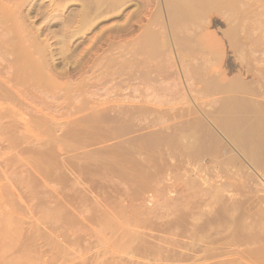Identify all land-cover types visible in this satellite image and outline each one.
<instances>
[{
    "label": "rangeland",
    "instance_id": "obj_1",
    "mask_svg": "<svg viewBox=\"0 0 264 264\" xmlns=\"http://www.w3.org/2000/svg\"><path fill=\"white\" fill-rule=\"evenodd\" d=\"M56 1L58 7L55 8L58 10L60 7L59 11H61L63 5L61 1ZM263 1L217 0L196 18L187 17V19L182 15H177L176 18V14H171L167 0H120V4L119 0H112V7L96 19L92 29L88 30L90 33L87 31V38L84 39L79 35L72 40L75 44L69 50L75 51L73 54L76 57L85 56L78 59L81 60L80 63L86 59L80 66L78 57L71 56L73 54L70 51V57H73L72 59L75 57L77 63L71 59L68 61L69 58L65 57L68 54L64 56L60 53V45L56 43V38L61 32L62 24L56 22L51 24L52 26L48 25L46 16H43V13L40 15L39 12L37 14L42 6L47 8L49 0L24 1L25 4H21L20 10H23V13L27 12L35 3V8L30 11L29 22L32 18L30 23L34 27L41 28L42 38L49 36L52 42L49 48H53L54 54L51 56L52 52H49L48 48L47 56H50L46 59L50 64L57 63V70L69 69L68 74L59 75L61 77H58V80L62 82L69 80L70 83L72 82L71 86L74 84V87H77L67 89L53 84L55 90L54 87L50 90V86L46 84L49 83L48 80L40 77L39 73V78L35 72L23 74L24 78H22V73L17 71L16 77H18L15 82H20L16 84V90L11 92L13 98L5 97L4 92L0 93V120L3 115L10 114L11 111L17 114L16 118L20 115V118L30 123L26 121L25 127V123L20 125L22 130L18 127L13 128L16 131L0 127V130L5 131H0V168L2 167V170L0 169V264H206L211 262L258 264L259 250L255 248V251L253 248L264 242V6H262L264 4H261L264 3ZM181 16L184 20L179 22L178 17ZM117 24L129 26L130 29L127 27L126 32L114 30L113 26ZM138 26H142V29ZM174 28L175 35H172ZM176 32L182 37L179 36V42H185L179 44ZM103 33L104 36L108 35V38H112H105L102 36ZM198 33H202L201 37ZM1 36L4 37L5 34H0L2 41ZM143 36L146 39L142 38ZM81 38L83 39L79 40ZM109 40H113L118 49ZM137 41L141 49L139 47L136 49ZM103 42L113 44L114 47L111 46L110 49L115 54H112L111 50H105L107 43ZM0 43V53L3 52L0 54V61L4 63L10 54L3 41ZM33 43H29L32 52L35 44ZM77 43L78 47L75 46ZM144 45L146 48L143 47ZM74 46L77 49H74ZM157 48L160 53L157 52ZM130 51L135 54L132 56L133 52ZM163 51H166L164 55ZM80 52L82 55H79ZM108 52L115 57L112 58L113 61L111 59L113 63L109 64L111 67H107L108 72L102 70L104 76L102 72L99 73L101 64L98 60H102L100 62L103 63L104 59H100V56ZM122 53L126 57H123ZM4 54H7L6 59ZM92 59L98 61L99 68L93 65ZM69 62L78 66V68L76 65L73 66L76 69H73V73L71 72L73 67ZM134 62H137V66ZM69 66L72 68L70 69ZM4 70L3 76L7 77L13 73L14 67L8 65ZM76 82L81 83V87ZM0 85L4 86L1 82ZM41 85H44L45 89L44 86L40 87ZM36 86H39V90ZM206 87H209V90ZM37 93L40 96L42 94V97L46 96L42 99ZM141 95L144 97L142 98ZM90 97L97 100L112 98L115 99L114 102H123L127 106H124V109L130 110L132 114L128 111L127 114L120 112L121 108H117V111L114 109L106 114L111 118L104 119L105 125L97 126L93 123V119L90 120L93 118L87 107L90 103L85 101ZM28 99L34 100L30 101L32 106L25 101ZM11 106H15V111ZM77 106L80 111L77 110ZM44 116L58 118L57 120L62 123L56 124L58 128L55 124L50 126L47 123L46 126L43 122L38 123L42 119L45 120ZM198 117L200 121L198 119L195 124ZM202 119L204 121L201 124ZM132 122L135 123L132 125ZM103 126L113 133L116 131L113 139L101 140L106 130ZM205 128H208V131ZM89 130L91 132H88ZM195 131H199L201 137L199 132L195 133ZM197 135L198 137H194ZM52 136L54 139H51ZM95 136L100 140H96ZM15 137L17 140L14 139ZM48 137H50L48 143L53 144L52 148L56 156L45 150L48 145H52L46 143ZM152 139H156V142L153 140V143ZM44 140L46 141L43 143ZM90 140L94 143H90ZM94 140L98 143L96 144ZM123 140L124 142L129 140L130 143H127L129 146L135 142L133 146L135 145L136 148L133 146L129 148L134 151L131 152L135 154L133 158L122 160V154L120 153V156L116 154L117 151H129L128 145L122 142ZM114 142L115 145H112ZM167 142L169 143L166 144ZM114 146L117 151L111 150ZM147 147L150 148L146 149ZM139 149L146 150L139 152ZM130 151L128 156L132 157ZM141 152L147 153L143 156ZM152 154L154 157L151 156ZM148 158L152 160L147 161ZM127 160H130V163ZM123 161L128 163V166L123 165L125 163ZM133 161L138 162L135 163L137 168L143 166L139 168V172L135 170V165L131 164ZM151 163H156L157 166ZM144 166L149 167L148 170ZM142 183L146 184L145 187ZM250 227L253 228L252 230L255 228L258 231L263 230V234L260 231V234H257L256 229L254 231L257 233L252 231V234L251 229H247L248 234H246L245 228ZM234 230V233L238 234L237 239L234 237L236 236ZM241 231L243 235L246 234L242 235V238H240ZM239 235L240 239H238ZM248 235L256 239H251ZM258 235H262L261 240L257 238ZM147 238H152L153 244L173 250V253L156 248L146 249L145 242L149 240ZM263 246L260 247L264 253Z\"/></svg>",
    "mask_w": 264,
    "mask_h": 264
},
{
    "label": "bare ground",
    "instance_id": "obj_2",
    "mask_svg": "<svg viewBox=\"0 0 264 264\" xmlns=\"http://www.w3.org/2000/svg\"><path fill=\"white\" fill-rule=\"evenodd\" d=\"M24 1H26V0H16V1H11L10 2V0L8 1V0H0V34L1 33H3V35L5 34V36L4 37H2L1 36V39H2V41H3V44L4 45H6L7 46V48L8 49H6V50H8V54H10L9 56H7V54H4L5 55V59H6V56L8 57L7 58V60H6V62H4V63H2L1 61V64H0V82H1V84L3 83L4 84V86L3 85H0V93H2V92H4L5 93V97H12L13 98V96H11L12 95V91H15L16 90V88H17V86H16V84L18 83V82H20V81H16L15 82V79L18 77H16V72L18 71V73L20 72V73H22V78H24L23 76V74H28V73H32V74H34L33 72H35V74H37L38 75V73L40 74V77L42 76V78L44 79V80H48L47 82H49V83H46V84H48V86H50V90H52L51 88H53L54 86H52L53 84L54 85H56L57 87H67V89L69 88H73L74 87V84H73V86H71V83L69 82V80L68 81H64V82H62V81H60V80H58V77H61V76H59V75H63V73H65L66 75L68 74L67 73V70H69V69H65V71H64V69L62 70V71H60L59 69V71L57 70V68L58 67H56V64L53 62V63H51L50 64V62L47 60L48 58V56H50V55H48L47 56V51L51 48V44H52V42L49 40L50 38H49V36H46V37H48V38H42V33L43 32H41V28H37V27H34L33 26V24H31L30 22H32L31 21V19H30V22H29V18H30V11L31 10H33L34 8H35V3H33L32 5L33 6H31V8L29 7L28 8V10H27V12H22L23 10H20V9H22L21 8V4H25L24 3ZM27 1H30V0H27ZM32 1V0H31ZM59 1H61V4L63 5L61 8H63L61 11H59V8H58V10H57V8H55V6H57L58 7V5H56L55 3L57 2L56 0H49V3H48V6H47V8H43V6L41 7V9H40V7H39V11H37V14H38V12H39V14L41 15L42 13H43V16H46V19H48V22H47V20H46V22H47V24L48 25H51V24H53V23H56V22H60L62 25H61V32L59 33V34H57V38H56V43L57 44H59L60 45V53H62V55H66V54H68V55H66L65 57L66 58H69V60L68 61H70V59H71V61H73L74 60V62H75V57H76V55H74L73 53L75 52L74 50V52H72V51H70L71 49H70V47L72 46V45H74L73 44V42H72V40L76 37V36H78L79 37V35H81L82 37H84V39H86L87 38V31L91 28V27H93V25L95 24V22L97 21L96 19L97 18H99V16H101L104 12H106V11H108L111 7H112V0H81V1H79L78 0V2L77 1H75V0H58V2ZM115 1V0H114ZM168 1V6H169V8H170V12H172L171 14H176V18H177V15L179 16V15H182V16H185V18H187V17H190V18H196V16L197 15H200L201 14V12L203 13L204 12V10L208 7V6H210V5H212V3L213 2H215V1H217V0H167ZM222 1V0H221ZM223 1H225V0H223ZM227 1V0H226ZM229 2L231 1V0H228ZM68 2H70V4L68 3ZM132 2V1H131ZM228 2V3H229ZM262 2V1H261ZM264 2V1H263ZM32 3V2H31ZM43 3V2H42ZM124 3V2H123ZM28 4V3H27ZM55 4V5H54ZM65 4V5H64ZM119 4H120V0H119ZM230 4V3H229ZM261 4H264V3H261ZM261 4H260V6H261ZM68 5V6H67ZM122 5V4H121ZM46 6V5H45ZM66 6H67V8H66ZM72 6V7H71ZM262 6H264V5H262ZM66 9H65V8ZM71 7V8H70ZM137 7V6H136ZM254 8V7H253ZM135 9V8H134ZM264 9V8H263ZM69 10V11H68ZM252 10V9H251ZM250 10V11H251ZM254 10V9H253ZM257 10V9H256ZM255 10V11H256ZM262 10V9H261ZM25 11V10H24ZM58 11V12H57ZM68 11V12H67ZM137 11V10H136ZM41 12V13H40ZM254 13V12H253ZM170 14V13H169ZM257 14V13H256ZM163 15V14H162ZM32 16V15H31ZM42 16V17H43ZM182 16H181V18H179L178 17V20H179V22L181 21V20H184L183 18H182ZM188 19V18H187ZM192 19V20H193ZM240 19H241V17H240ZM59 20V21H58ZM173 20V19H172ZM177 20V19H176ZM189 20H191V19H189ZM169 21H171V20H169ZM188 21V20H187ZM241 21V20H240ZM240 21H238V22H240ZM190 22V21H189ZM137 23V22H136ZM174 23V22H173ZM97 24V23H96ZM116 24V23H115ZM120 24V23H119ZM175 25H176V23H174ZM173 24V25H174ZM182 24V23H181ZM47 25V27H50V26H48ZM256 25V24H255ZM262 25V24H261ZM52 26V25H51ZM143 26V25H142ZM141 26V27H142ZM170 26V25H169ZM257 26V25H256ZM45 27V26H44ZM114 27V30H125L124 32H126V29H127V27L129 28V26H118V24H117V26L115 25V26H113ZM131 27V26H130ZM139 27V26H138ZM141 27H139V28H141ZM258 28V27H257ZM261 28V27H260ZM57 29V28H56ZM92 29V28H91ZM130 29V28H129ZM142 29V28H141ZM42 30H43V28H42ZM111 30H112V27H111ZM128 30V29H127ZM155 30V29H154ZM54 31V30H53ZM57 31V30H56ZM58 31H59V29H58ZM108 31H110V30H108ZM175 31V28H174V30L172 31V35L174 34L173 32ZM198 31V30H197ZM45 32H47V31H45ZM89 32V31H88ZM94 32V31H93ZM123 32V31H122ZM137 32V31H136ZM189 32V31H188ZM205 32V31H204ZM203 32V33H204ZM52 33V32H51ZM90 33V32H89ZM98 33V32H97ZM96 33V34H97ZM168 33V32H167ZM197 33V32H196ZM53 34H54V32H53ZM104 34L105 33H103V35L102 34H99L100 36L102 35V36H104ZM143 35H145V33H142ZM148 34V33H147ZM165 34V33H164ZM179 34V33H178ZM177 34V32H176V35H178ZM198 34H200V33H198ZM202 34V33H201ZM201 34L199 35L200 37H201ZM205 34H207L206 32H205ZM46 35H47V33H46ZM50 35V34H49ZM92 35H94V34H92ZM124 35V34H123ZM154 35V34H153ZM175 35V34H174ZM240 35V34H239ZM257 35V34H256ZM258 35H260V34H258ZM55 36H56V34H55ZM108 36V35H107ZM107 36H104L105 38L107 37ZM140 36H142V35H140ZM146 36V35H145ZM162 36V35H161ZM179 36L180 35H178L177 36V38H178V42H179ZM206 36V35H205ZM244 36V35H243ZM250 36V35H249ZM52 37V36H51ZM120 37V36H119ZM134 37V36H133ZM149 37V36H148ZM152 37V36H151ZM173 37V36H172ZM176 37V36H175ZM181 37V36H180ZM194 37V36H193ZM196 37V36H195ZM255 37V36H254ZM260 37V36H259ZM77 38V37H76ZM75 38V39H76ZM90 38V37H89ZM92 38V37H91ZM105 38H103L104 40H105ZM110 38V37H109ZM108 37H107V39H109ZM112 38V37H111ZM110 38V39H111ZM124 38V37H123ZM138 38V37H137ZM142 38H144V36L142 37ZM155 38V37H154ZM157 38V37H156ZM182 38V37H181ZM199 38V37H198ZM245 38V37H244ZM243 38V39H244ZM253 38V37H252ZM83 38H81V39H79V40H82ZM95 39H96V37H95ZM119 39V38H118ZM131 39V38H130ZM144 39H146V38H144ZM152 39V38H151ZM186 39V38H185ZM242 39V40H243ZM255 39H257V38H255ZM94 40V39H93ZM97 40V39H96ZM103 40V41H104ZM133 40V39H132ZM135 40V39H134ZM136 40H138L139 41V39H136ZM135 40V41H136ZM141 40H143V39H141ZM150 40V39H149ZM249 39H247V41H248ZM1 40H0V42H2ZM30 41V42H29ZM75 41V40H74ZM78 41V40H77ZM111 41H113V40H111ZM110 40H109V42L110 43H114V41L113 42H111ZM118 41V40H117ZM138 41L137 42H135V43H137V47H136V49L139 47L138 46ZM145 41V40H144ZM153 41V40H152ZM162 41H165V40H163L162 39ZM168 41V40H167ZM200 41V40H199ZM253 41H254V39H253ZM259 41V40H258ZM31 42L34 44V47L36 48V49H34V47H33V52H32V47H31V45H29V43L31 44ZM82 42H84V41H82ZM90 42H92V41H90ZM109 42H103V43H105L106 44V47H104L105 48V50H111L110 49V47L113 45V44H111L110 45V43ZM147 42V41H146ZM151 42V41H150ZM149 42V43H150ZM155 42V41H154ZM182 42V41H181ZM183 42H185V41H183ZM182 42V43H183ZM187 42V41H186ZM252 42V41H251ZM255 42H256V40H255ZM141 43V42H140ZM145 43V42H144ZM153 43V42H152ZM157 43H159V42H157ZM165 43V42H164ZM182 43H180L179 42V44H182ZM262 43V42H261ZM1 44V43H0ZM32 44V45H33ZM79 44H80V42H79ZM78 43L75 45V46H77L78 47V45H79ZM100 44V43H99ZM118 44V43H117ZM124 44V43H123ZM128 44V43H127ZM131 44H134V43H131ZM141 44H143V41H142V43ZM140 44V45H141ZM146 44V43H145ZM160 44V43H159ZM248 44V43H247ZM251 44V43H250ZM93 45V44H92ZM114 45H115V47L117 46L115 43H114ZM122 45V44H121ZM124 45H126V44H124ZM123 45V46H124ZM136 45V44H135ZM147 45H149V44H147ZM162 45V44H161ZM168 45V44H167ZM166 45V46H167ZM186 45H187V43H186ZM254 45H255V43H254ZM259 45V44H258ZM264 45V44H263ZM2 47H4L5 48V46H3V45H1ZM29 46H30V48H29ZM75 46H74V49H77V48H75ZM101 46V45H100ZM129 46H130V42H129ZM142 46V45H141ZM165 46V47H166ZM176 46H177V44H176ZM253 46V45H252ZM257 46V45H256ZM50 47V48H49ZM112 47H114V46H112ZM111 47V48H112ZM118 47H119V44H118ZM143 47H145V45L143 46ZM151 47V46H150ZM153 47V46H152ZM151 47V48H152ZM183 47V46H182ZM188 47H190V45L188 46ZM261 47H263V46H261ZM1 48V47H0ZM49 48V49H48ZM117 48V47H116ZM123 48V47H122ZM127 48V47H126ZM129 48V47H128ZM132 48V47H131ZM140 48V47H139ZM146 48V47H145ZM150 48V49H151ZM160 48V47H159ZM184 48V47H183ZM187 48V47H186ZM70 49V50H69ZM118 49V48H117ZM134 49V48H133ZM132 49V50H133ZM141 49V48H140ZM140 49H138V50H140ZM148 49V48H147ZM156 49V48H155ZM158 49V48H157ZM163 49V48H162ZM181 49V48H180ZM185 49V48H184ZM190 49H191V47H190ZM261 49H263V48H261ZM37 50V51H36ZM67 50H68V53H67ZM82 50V49H81ZM113 50H114V48H113ZM119 50H121V49H119ZM126 50V49H125ZM129 50H130V48H129ZM128 49H127V52L129 51ZM153 50V49H152ZM165 50H167V47H166V49ZM170 50V49H169ZM264 50V49H263ZM1 51V50H0ZM55 51V50H54ZM59 51V50H58ZM69 51L73 54V55H71L70 53H69ZM112 51V50H111ZM124 51V50H123ZM134 51V50H133ZM133 51H130V52H133ZM136 52H137V50H135ZM134 51V52H135ZM141 51V50H140ZM160 50L158 49L157 50V52H159ZM37 52V54H35ZM49 52H52V54H51V56L54 54L53 53V48L52 49H50L49 50ZM82 52H84V51H82ZM132 53V56H133V54H135V53ZM143 52V51H142ZM3 53V52H2ZM2 53H0V54H2ZM5 53V52H4ZM65 53V54H64ZM77 53V52H76ZM81 53V52H80ZM79 53V55H82V53L80 54ZM118 53V52H117ZM125 53H126V51H125ZM152 53V52H151ZM160 53V52H159ZM163 53H166V51H163L162 52V54ZM103 55L102 56H100V59H104L103 61L105 62H103L105 65L102 67V62H100V61H102V60H98V58H97V60L99 61V63L101 64V67H100V69H98L99 68V66L100 65H97V63H98V61L96 60V62H95V59L93 60L94 61V63H93V65H96V66H98V70H99V73L100 72H102V70L104 71V72H108V68L109 67H111L109 64H111L112 63V61H113V57H115V56H113V55H111V53H107V54H105V53H102ZM112 54H115L114 53V51H112ZM156 54H158V53H156ZM168 54V53H167ZM4 55H2V56H4ZM61 55V56H62ZM70 55L71 56H75L74 57V59H72L73 57H70ZM101 55V54H100ZM118 55H120V54H118ZM122 55H124L123 53H122ZM126 55H127V53H126ZM126 55H124L123 57H126ZM131 55V54H130ZM164 55V54H163ZM96 57H99V55L97 56V55H95ZM153 56V55H152ZM155 56V55H154ZM171 56V55H170ZM180 56V55H179ZM65 57H63V58H65ZM78 57V56H77ZM76 57V58H77ZM90 57V56H89ZM95 57V58H96ZM102 57V58H101ZM120 57V56H119ZM130 57V56H129ZM142 57V56H141ZM47 58V59H46ZM52 58V57H51ZM80 58V56L77 58V60ZM82 58H85V56L83 57V55H82ZM82 58H80V59H82ZM107 58V59H106ZM169 58V57H168ZM179 58V57H178ZM5 59H2V60H5ZM111 59H112V61H111ZM120 59V58H119ZM123 59H125L126 60V58H123ZM149 59V58H148ZM45 60H47V61H45ZM50 60V59H49ZM76 60V61H77ZM85 60L86 59H84V61L83 62H85ZM106 60V61H105ZM128 60H130V59H128ZM173 60V59H172ZM65 61V60H64ZM67 61V60H66ZM67 61V62H68ZM88 61V60H87ZM86 61V62H87ZM170 61V60H169ZM47 62H49V64L47 63ZM58 62V61H57ZM78 62L80 63L81 62V60H78ZM82 62V63H83ZM129 62V61H128ZM139 62V61H138ZM142 62V61H141ZM145 62V61H144ZM148 62V61H147ZM70 63V62H69ZM72 63V62H71ZM70 63V64H71ZM75 63H77V62H75ZM78 63V65L80 66L82 63H80L79 64ZM125 63H127V62H125ZM124 63V64H125ZM135 63V62H134ZM133 63V64H134ZM137 63V62H136ZM135 63V64H136ZM140 63V62H139ZM151 63V62H150ZM68 64V63H67ZM113 64V63H112ZM117 64V63H116ZM122 64V63H121ZM129 64H130V62H129ZM148 64V63H147ZM8 65H12V67H14V71H13V73H11V75L9 76H7L6 77V75L5 76H3V70H4V68L7 66L8 67ZM76 64H74L73 63V65L71 64L70 66H75ZM92 65V66H93ZM140 65H142V64H140ZM139 65V66H140ZM144 65V64H143ZM63 66V65H62ZM65 66V65H64ZM70 66H69V68H70ZM96 66H93V67H96ZM109 66V67H108ZM127 66H128V64H127ZM135 66V65H134ZM136 66H137V64H136ZM148 66V65H147ZM71 67V68H72ZM87 67V66H86ZM85 67V68H86ZM108 67V68H107ZM124 67V66H123ZM130 67V66H129ZM144 67V66H143ZM151 67V66H150ZM11 68V67H10ZM67 68V67H66ZM70 68V69H71ZM76 68H78V66L76 65ZM125 68V67H124ZM140 68H141V66H140ZM139 68V69H140ZM6 69H8V68H6ZM73 69H75V67H73L72 69H71V72L73 71ZM95 70H96V68H94ZM122 69V68H121ZM143 69V68H142ZM152 69V68H151ZM150 69V70H151ZM20 70V71H19ZM76 70V69H75ZM74 70V71H75ZM106 70V71H105ZM111 70V69H110ZM109 70V71H110ZM126 70H128V69H126ZM133 70V69H132ZM138 69L136 68V71H137ZM5 71V70H4ZM8 71V70H7ZM7 71H5V72H7ZM87 71V70H86ZM23 72H25V73H23ZM138 72V71H137ZM10 73V72H9ZM73 73V72H72ZM71 73V74H72ZM84 73V72H83ZM94 73V72H93ZM103 73V72H102ZM112 72H110V74H111ZM146 73H147V71H146ZM158 73V72H157ZM70 74V73H69ZM107 74V73H106ZM109 74V73H108ZM123 74H125V73H123ZM122 74V75H123ZM140 74V72L138 73V75ZM19 75V74H18ZM30 75V74H29ZM94 75V74H93ZM103 75H104V73H103ZM114 75V74H113ZM144 75V74H143ZM148 75V74H147ZM159 75V74H158ZM28 76V75H27ZM65 76V75H64ZM63 76V77H64ZM70 76V75H69ZM98 76V75H97ZM105 76V75H104ZM107 76V75H106ZM130 76H131V74H130ZM142 76V75H141ZM150 76H151V73H150ZM157 76V75H156ZM160 76V75H159ZM21 76H19V78H20ZM25 77H26V75H25ZM34 77V76H33ZM38 78H39V75L37 76ZM71 77V76H70ZM108 77V76H107ZM126 77V76H125ZM153 77V76H152ZM154 77H155V75H154ZM35 78V77H34ZM42 78H41V80H42ZM72 78V77H71ZM86 78V77H85ZM90 78V77H89ZM95 78V77H94ZM114 78V77H113ZM137 78V77H136ZM143 78H144V76H143ZM150 78V77H149ZM240 78V77H239ZM238 78V79H239ZM36 79V78H35ZM64 79V78H63ZM66 79V78H65ZM68 79H70V78H68ZM74 79V78H73ZM72 79V80H73ZM116 79V78H115ZM126 79V78H125ZM138 79V78H137ZM141 79V78H140ZM139 79V80H140ZM237 79V78H236ZM235 79V80H236ZM26 80H27V78H26ZM72 80H70V81H72ZM91 80H92V78H91ZM96 81H98L97 79H95ZM154 80V79H153ZM14 81V82H13ZM33 81H34V79H33ZM39 81V80H38ZM75 81V80H74ZM122 81H124V79L122 80ZM128 81V80H127ZM148 81V80H147ZM239 81V80H238ZM243 81V80H242ZM40 82V81H39ZM38 82V83H39ZM42 82V81H41ZM101 82V81H100ZM108 82H110V81H108ZM107 82V83H108ZM115 82V81H114ZM113 82V83H114ZM130 82V81H129ZM128 82V83H129ZM142 82V81H141ZM230 82V81H229ZM229 82H227V83H229ZM33 83V82H32ZM34 83H35V81H34ZM45 83V82H44ZM70 83V84H69ZM75 83V82H74ZM77 83V82H76ZM107 83L105 84L106 86H107ZM135 83V82H134ZM147 83V82H146ZM154 83V82H153ZM29 84V83H28ZM31 84V83H30ZM37 84V83H36ZM41 84V83H40ZM46 84H45V86H46ZM80 84V87H81V83H77V85H79ZM97 84V83H96ZM109 84V83H108ZM119 84V83H118ZM125 84V83H124ZM144 84V83H143ZM147 84H149V83H147ZM20 85V84H19ZM103 85V84H102ZM110 85V84H109ZM116 85V84H115ZM114 85V86H115ZM132 85V84H131ZM130 85V86H131ZM231 85H232V83H231ZM3 86V87H2ZM42 86H44V85H41L40 87H42ZM45 86L43 87L44 89H45ZM69 86H71V87H69ZM89 86H91V85H89ZM112 86V85H111ZM147 86V85H146ZM151 86V85H150ZM154 86H155V84H154ZM220 86V85H219ZM37 88L39 87V86H36ZM47 87V86H46ZM77 87V86H76ZM76 87H74L73 89H75ZM83 87V86H82ZM102 87V86H101ZM133 87V86H132ZM140 87V86H139ZM138 87V88H139ZM212 87V86H211ZM214 87V86H213ZM220 87H222V86H220ZM229 87V86H228ZM227 87V88H228ZM233 89L235 88V87H233V85L231 86ZM20 88V87H19ZM30 88H31V86H30ZM32 88H33V86H32ZM48 88V87H47ZM46 88V89H47ZM87 88V87H86ZM110 88V87H109ZM136 88V87H135ZM150 88V87H149ZM207 88V87H206ZM209 88V87H208ZM207 88V89H208ZM217 88V87H216ZM226 88V87H225ZM237 88V87H236ZM23 89H24V87H23ZM42 89V88H41ZM64 89V88H63ZM66 89V88H65ZM78 89V88H77ZM97 89V88H96ZM111 89V88H110ZM117 89V88H116ZM120 89V88H119ZM137 89V88H136ZM146 89H148V88H146ZM153 89V88H152ZM206 89V90H207ZM210 89H212V88H210ZM242 89H244V88H242ZM241 89V90H242ZM38 90H39V88H38ZM43 90V89H42ZM48 90H49V88H48ZM54 90H55V87H54ZM53 90V91H54ZM59 90V89H58ZM72 90V89H71ZM98 90V89H97ZM106 90V89H105ZM108 90V89H107ZM112 90H113V88H112ZM115 90V89H114ZM128 90H129V88H128ZM155 90V89H154ZM209 90V89H208ZM215 90V89H214ZM241 90H239V91H241ZM245 90V89H244ZM243 90V91H244ZM22 91H24V90H22ZM68 91H70V90H68ZM68 91H66V92H68ZM75 91V90H74ZM92 91H93V89H92ZM96 91V90H95ZM123 91V90H122ZM133 91V90H132ZM139 91H141V90H139ZM152 91V90H151ZM234 91H236V90H234ZM250 91V90H249ZM33 92V91H32ZM51 92V91H50ZM91 92V91H90ZM108 92H109V90H108ZM147 92V91H146ZM153 92V91H152ZM242 92V91H241ZM245 92V91H244ZM44 93V92H43ZM96 93V92H95ZM98 93V92H97ZM113 93H116V92H114L113 91ZM124 93H125V90H124ZM128 93V92H127ZM145 93V92H144ZM143 93V94H144ZM150 93V92H149ZM243 93V92H242ZM3 94V93H2ZM38 94V93H37ZM73 94V93H72ZM99 94H101V93H99ZM108 94V93H107ZM106 94V95H107ZM117 94V93H116ZM134 94H136V93H134ZM153 94V93H152ZM236 94V93H235ZM16 95V94H15ZM19 95V94H18ZM26 95V94H25ZM39 96H40V94H38ZM49 95V94H48ZM76 95V94H75ZM102 95V94H101ZM105 95V96H106ZM140 95V94H139ZM37 96V95H36ZM44 96H46V95H44ZM42 97V94H41V98L43 99V98H45V97ZM55 96V95H54ZM68 96V95H67ZM91 96H93V95H91ZM104 96V97H105ZM115 96V95H114ZM118 97H119V95H117ZM129 96V95H128ZM132 96V95H131ZM142 96V95H141ZM146 96V95H145ZM234 96V95H233ZM237 96V95H236ZM236 96H234V97H236ZM85 97V96H84ZM93 97H98V95L97 96H93ZM93 97H90V98H86V100L85 101H87L88 103H90L87 107L90 109V113L89 114H91V117H93V118H90V120L91 119H93L94 120V122L93 123H95V125H97V126H101L102 124H104L105 125V123H106V120H104V119H106L107 117H108V119H110L111 117H109L108 115H106L109 111H111L112 112V110H114V109H116V111H117V108L118 109H120L121 108V110H119L120 112H126V111H128V110H125L124 108L125 107H127V106H125L124 104H123V102H119V101H116V102H114L115 101V99H113L112 100V98L110 99V98H107V99H104V100H97L96 98H93ZM104 97H102V98H104ZM113 97V96H112ZM121 97H125V96H121ZM138 97V96H137ZM144 96H142V98H143ZM233 97V98H234ZM16 98V97H15ZM23 98V97H22ZM38 98V97H37ZM69 98V97H68ZM74 98V97H73ZM101 98V97H100ZM106 98V97H105ZM127 98V97H126ZM21 99V98H20ZM27 99V98H26ZM31 99H32V97H31ZM25 100V101H27L28 103H30V104H28V105H30V106H32V103L30 102V101H32V100ZM48 99V98H47ZM70 99V98H69ZM69 99H68V101H69ZM118 99V98H117ZM122 99V98H121ZM138 99V98H137ZM14 100V99H13ZM24 100V99H23ZM22 100V101H23ZM72 100V99H71ZM120 100V99H119ZM129 100V99H128ZM134 100V99H133ZM136 100V99H135ZM134 100V101H135ZM146 100V99H145ZM231 100H232V98H231ZM18 101V100H17ZM34 101V100H33ZM32 101V102H33ZM75 101V100H74ZM84 101V100H83ZM16 102V101H15ZM21 102V101H20ZM27 102H26V104H27ZM86 102V103H87ZM146 102H147V100H146ZM148 102H149V100H148ZM1 103V102H0ZM74 103V102H73ZM78 103V102H77ZM230 103H231V101H230ZM12 104V103H11ZM10 104V105H11ZM38 104V103H37ZM36 103H35V105H37ZM65 104V103H64ZM70 104V103H69ZM69 104H67V105H69ZM80 104V103H79ZM228 104V103H227ZM249 104H251V103H249ZM1 105H3V104H1ZM13 105V104H12ZM15 105V104H14ZM60 105V104H59ZM66 105V106H67ZM144 105V104H143ZM248 105V104H247ZM33 106H34V103H33ZM63 106V105H62ZM125 106V107H124ZM132 106V105H131ZM226 106V105H225ZM232 106V105H231ZM38 107V106H37ZM74 107V106H73ZM76 107V106H75ZM79 106H77V110L79 109V111H80V108H78ZM84 107V106H83ZM123 107V108H122ZM128 107H129V105H128ZM227 107V106H226ZM237 107H239V106H237ZM245 107V106H244ZM243 107V108H244ZM5 108V107H4ZM7 109H8V107H6ZM11 108H12V110H14L15 109V106L13 107V106H11ZM30 108H32V107H30ZM67 108V107H66ZM86 108V107H85ZM133 108V107H132ZM228 108H230V105H229V107ZM242 108V109H243ZM2 109H3V107H2ZM127 109V108H126ZM130 109V108H129ZM147 109V108H146ZM232 109V108H231ZM239 109V108H238ZM9 110V109H8ZM17 110V109H16ZM51 110V109H50ZM67 110V109H66ZM68 110H69V108H68ZM67 110V111H68ZM72 110V109H71ZM144 110V109H143ZM15 111V110H14ZM19 111V110H18ZM23 111H25V110H23ZM22 111V113H25V112H23ZM60 111V110H59ZM130 111V110H129ZM128 111V112H129ZM133 111V110H132ZM135 111V110H134ZM133 111V112H134ZM138 111V110H137ZM141 111V110H140ZM145 111V110H144ZM153 111V110H152ZM151 111V112H152ZM234 111V110H233ZM8 112V111H7ZM19 112H21V111H19ZM50 112V111H49ZM69 112H70V110H69ZM131 112V111H130ZM129 112V113H130ZM196 112V111H195ZM3 113V112H2ZM14 113V114H13ZM13 113H11V111H10V114H5V115H3L1 118V120H0V127H4V128H9L10 129V131H16V130H13V128L14 129H17L16 127H18V128H20L19 126L20 125H24V123L27 121H25V120H23L22 118H20L21 116L19 115V113H18V118H16L17 117V114H15V112H13ZM54 113V112H53ZM79 113V112H78ZM83 113V112H82ZM81 113V114H82ZM115 113H119V112H115ZM146 113V112H145ZM162 113V112H161ZM169 113V112H168ZM25 114H27V113H25ZM50 114V113H49ZM68 114V113H67ZM126 114H127V112H126ZM130 114H132V113H130ZM135 114V113H134ZM148 114H149V112H148ZM71 115V114H70ZM88 115V114H87ZM116 115V114H115ZM114 115V116H115ZM173 115V114H172ZM193 115V114H192ZM200 115V114H199ZM5 116V117H4ZM16 116V117H15ZM54 116H56V115H54ZM84 115H82V117H83ZM89 116V115H88ZM119 116V115H118ZM133 116V115H132ZM136 116H138V115H136ZM145 116V115H144ZM157 116V115H156ZM167 116V115H166ZM194 116V115H193ZM202 116V115H201ZM206 116H207V114H206ZM205 116V117H206ZM209 116V115H208ZM4 117V118H3ZM37 117H40V116H37ZM81 117V116H80ZM162 117V116H161ZM170 117V116H169ZM43 118V117H42ZM44 118H45V120H41V122L40 121H38V123H44L46 126H48V124L47 123H49L50 124V126H51V124H57V123H62V121L61 122H59L57 119L58 118H55V117H48V118H46L45 116H44ZM86 118V117H85ZM124 118V117H123ZM122 118V119H123ZM134 118V117H133ZM163 118V117H162ZM192 118V117H191ZM200 117H198V118H196V123L195 124H197V120L199 119ZM21 119V120H20ZM122 119H120V120H122ZM139 119H140V117H139ZM156 119V118H155ZM188 119V118H187ZM247 119V118H246ZM250 119V118H249ZM22 120H23V122H22ZM36 120V119H35ZM80 120V119H79ZM81 120H82V118H81ZM86 120H89V119H86ZM92 120V121H93ZM105 122H104V121ZM113 120V119H112ZM125 120V119H124ZM132 121H133V119H131ZM141 120V119H140ZM104 123H103V122ZM108 121V120H107ZM128 121V120H127ZM141 121H143V119L141 120ZM187 121V120H186ZM198 121H200V119L198 120ZM202 121H204L203 119L201 120V124H202ZM206 121H207V119H206ZM20 122H22V123H20ZM28 122V121H27ZM102 122V123H101ZM129 122V121H128ZM148 122V121H147ZM183 122V121H182ZM181 122V123H182ZM192 122V121H191ZM71 123V122H70ZM88 123V122H87ZM90 123V122H89ZM88 123V124H89ZM92 123V124H93ZM123 123H125V122H123ZM131 123V122H130ZM135 123V122H134ZM133 122H132V125L134 124ZM146 123V122H145ZM150 123H151V121H150ZM153 123H154V121H153ZM155 123H156V121H155ZM179 123V122H178ZM185 123V122H184ZM198 123H200V122H198ZM206 123V122H205ZM226 123V122H225ZM28 124H30L29 122H28ZM36 124V123H35ZM116 124V123H115ZM120 124V123H119ZM158 124H159V122H158ZM180 124V123H179ZM187 124V123H186ZM189 124V123H188ZM194 124V125H195ZM200 124V125H201ZM43 125V124H42ZM41 125V126H42ZM52 125V126H53ZM124 125V124H123ZM130 125V124H129ZM131 125V126H132ZM135 125H137V124H135ZM148 125V124H147ZM176 125H177V123H176ZM199 125V124H198ZM205 125V124H204ZM26 126V123H25V125H24V127ZM28 126V125H27ZM49 126V127H50ZM60 127H61V125H59ZM74 126H76V125H74ZM93 126V125H92ZM109 126H110V124H109ZM108 126V127H109ZM113 126V125H112ZM111 126V127H112ZM121 126V125H120ZM120 126H118V127H120ZM183 126V125H182ZM193 126V125H192ZM208 126H209V124H208ZM56 127H57V125H56ZM88 127H89V125H88ZM90 127H91V125H90ZM94 127V126H93ZM96 127V126H95ZM104 128L103 129H106L107 128V125H106V128H105V126H103ZM116 127V126H115ZM117 127V128H118ZM130 127V126H129ZM150 127V126H149ZM148 127V128H149ZM159 127V126H158ZM178 127V126H177ZM195 127H199V126H195ZM202 127H203V125H202ZM206 127V126H205ZM214 127V126H213ZM58 128V127H57ZM87 128V127H86ZM92 128V127H91ZM102 128V127H101ZM117 128H115V129H117ZM155 128V127H154ZM163 128V127H162ZM218 128V127H217ZM224 128V127H223ZM24 129V128H23ZM27 129V128H26ZM92 129H94V128H92ZM96 129V128H95ZM98 129H99V127H98ZM123 129V128H122ZM157 129V128H156ZM180 129V128H179ZM185 129H186V127H185ZM189 129V128H188ZM193 129H195V128H193ZM206 129V128H205ZM208 129V128H207ZM206 129V130H207ZM210 129V128H209ZM212 130H213V128H211ZM210 129V130H211ZM225 129V128H224ZM2 131H4L3 129H1ZM0 130V131H1ZM19 130H22L21 128L19 129ZM27 130H29V129H27ZM87 130H88V128H87ZM129 129H127V131H128ZM142 130H144V129H142ZM152 130V129H151ZM158 130H159V128H158ZM198 130V129H197ZM201 130V129H200ZM199 130V131H200ZM206 130H204L205 132H206ZM234 130V129H233ZM10 131H7V132H10ZM86 131V130H85ZM118 131V130H117ZM164 131V130H163ZM174 131V130H173ZM180 131L182 132V130L180 129ZM180 131H178V132H180ZM199 131H197V132H199ZM203 131V132H204ZM208 131V130H207ZM226 131V130H225ZM232 131V130H231ZM231 131L229 132V133H231ZM5 132V131H4ZM3 132V133H4ZM19 132V131H18ZM88 132H91L90 130L88 131ZM101 132V131H100ZM104 132V131H103ZM103 132H102V134H103ZM116 131H114V133H115ZM129 132V131H128ZM150 132V131H149ZM158 132V131H157ZM160 132H162L161 130H160ZM172 132V131H171ZM196 131H195V133H197ZM201 132H202V130H201ZM205 132H204V134H205ZM2 133V132H1ZM26 133V132H25ZM85 133V132H84ZM99 133V132H98ZM97 133V134H98ZM113 132H111V131H109V130H105V133L103 134L104 136H102L101 135V133H100V136H102V138H101V140H110V139H113V137L116 135H114V133L112 134ZM123 133V132H122ZM121 133V134H122ZM151 133H152V131H151ZM176 133V132H175ZM192 133H194V132H192ZM191 133V134H192ZM207 133V132H206ZM214 133H216L215 132V130H214ZM235 133V132H234ZM5 134V133H4ZM12 135H13V133H11ZM64 134V133H63ZM125 134V133H124ZM164 134V133H163ZM179 134H181V133H179ZM190 133H188V135H189ZM210 134V133H209ZM99 135V134H98ZM118 135V134H117ZM133 135V134H132ZM139 135V134H138ZM143 135V134H142ZM150 135V134H149ZM211 135V134H210ZM263 135V134H262ZM26 136V135H25ZM59 136V135H58ZM63 136V135H62ZM84 136V135H83ZM158 136V135H157ZM164 136V135H163ZM174 136V135H173ZM182 136V135H181ZM192 136V135H191ZM199 136H200V132H199ZM216 136V135H215ZM264 136V135H263ZM262 136V137H263ZM9 137V136H8ZM39 137V136H38ZM53 137V136H52ZM51 137V139H54V137L52 138ZM61 137V136H60ZM85 137V136H84ZM83 137V138H84ZM90 137V136H89ZM140 137V136H139ZM149 137V136H148ZM151 137V136H150ZM149 137V138H150ZM153 137V136H152ZM151 137V138H152ZM155 137V136H154ZM162 137V136H161ZM168 137V136H167ZM174 137H176V136H174ZM184 137V136H183ZM194 137H198V135L197 136H194ZM201 137V136H200ZM202 137H204V136H202ZM40 138V137H39ZM46 138V137H45ZM44 138V139H45ZM49 138L50 137H48L47 139V141L46 140H44L43 141V143L46 141V143H48V141H49ZM73 138V137H72ZM93 138V137H92ZM92 138H90V139H92ZM98 138L99 137H97V139H96V136H95V139L96 140H98ZM137 138V140H138V137H136ZM216 138V137H215ZM15 140H17L16 139V137L14 138ZM19 139H21L20 137H19ZM25 139V138H24ZM28 139H29V137H28ZM85 139V138H84ZM89 139V138H88ZM140 139V138H139ZM168 139V138H167ZM176 139V138H175ZM174 139V140H175ZM68 140V139H67ZM96 140H94L95 141V143L97 144L98 143V141L100 140H98L97 142H96ZM132 140V139H131ZM130 140V141H131ZM136 140V139H135ZM136 140V141H137ZM154 139H152V141H153ZM157 140H159V138H157ZM163 140V139H162ZM200 140V139H199ZM53 141H55V140H53ZM86 141V140H85ZM128 142H126V144L128 143H130L129 142V140H127ZM155 142H156V139L154 140ZM154 141H153V143H154ZM166 141V140H165ZM202 141V140H201ZM88 142V141H87ZM94 143L93 142V140L91 141L90 140V143ZM120 142V141H119ZM122 142H124V140L122 141ZM124 142V143H125ZM139 142H140V140H139ZM143 142H145V139H144V141ZM143 142H141V143H143ZM164 141H162V143H163ZM34 143V142H33ZM42 143V142H41ZM50 143V142H49ZM48 143V144H49ZM135 143V142H134ZM134 143H131V145L129 146L128 144V150L130 151L131 149H129V148H131L132 146H133V144ZM137 143V142H136ZM151 143V142H150ZM149 143V144H150ZM158 143H161V142H158ZM169 142H167L166 144H168ZM47 144V145H48ZM50 144H52V143H50ZM110 144V143H109ZM117 144V143H116ZM119 144V143H118ZM121 144H123V143H121ZM120 144V145H121ZM145 144V143H144ZM146 144H147V142H146ZM148 144V145H149ZM164 144H165V142H164ZM112 145H115V142H114V144L112 143ZM157 145V144H156ZM36 146V145H35ZM42 146V145H41ZM46 146V145H45ZM97 146V145H96ZM105 146V145H104ZM137 146H139V145H137ZM147 146V145H146ZM158 146V145H157ZM39 147H40V144H39ZM43 147V146H42ZM48 148L47 149H45L46 150V152L47 153H50V154H52L53 156L55 155L56 156V154L54 153V150H53V148L52 147H54L53 146V144L51 145V146H47ZM56 147V146H55ZM100 147V146H99ZM115 147V146H114ZM114 147L111 149V150H113V151H117L116 150V147H115V150H114ZM136 148V146L134 145L133 146V148ZM152 147V146H151ZM155 147V146H154ZM158 147H160V145L158 146ZM30 148V147H29ZM97 148V147H96ZM106 148V147H105ZM109 148H111V147H109ZM139 148V147H138ZM150 148V147H149ZM148 147L146 148V149H149ZM153 148V147H152ZM161 148V147H160ZM163 149H164V147H162ZM161 148V149H162ZM93 149V148H92ZM101 149V148H100ZM99 149V150H100ZM120 149V148H119ZM145 149V150H146ZM105 150V152L107 151L106 149H104ZM136 150H138V149H136ZM144 150V151H145ZM152 150V149H151ZM151 150H149V151H151ZM160 150V149H159ZM172 150V149H171ZM57 151V150H56ZM60 151V150H59ZM102 151V152H101ZM101 151H99V153L101 152V153H103V150H101ZM109 151V150H108ZM128 151V152H129ZM140 151H143V150H140L139 149V152ZM143 151V152H144ZM148 151V152H149ZM167 151V150H166ZM105 152H104V154H105ZM128 152H124V151H122V152H118L117 151V155L118 156H120V153L122 154L121 156V159L122 160H125L124 158H126V159H129V158H133V154L134 153H131V152H134V151H130V153L132 154V157H129L128 155H129V153ZM137 152V151H136ZM143 152H141V153H143ZM165 152V151H164ZM169 152V151H168ZM168 152H167V154H168ZM35 153V152H34ZM107 153V152H106ZM125 155H124V154ZM140 153V154H141ZM147 153V152H146ZM146 153L144 154H142L143 156H145L146 155ZM152 152H150V154H151ZM36 154H39V153H36ZM42 154V153H41ZM127 154V155H126ZM131 154H130V156H131ZM154 154V153H153ZM151 155V156H153L154 157V155ZM160 154V153H159ZM162 154V153H161ZM160 154V155H161ZM166 154V153H165ZM171 154V153H170ZM111 155V154H110ZM110 155H109V157H110ZM135 155V154H134ZM138 155H139V153H138ZM137 155V156H138ZM155 155H156V153H155ZM118 156H117V158H118ZM124 156V157H123ZM126 156V157H125ZM165 156V155H164ZM108 157V158H109ZM139 157H140V155H139ZM167 157H168V155H167ZM53 158H55V157H53ZM134 158H137V157H135L134 156ZM142 158H144V157H142ZM145 158H147V156L145 157ZM164 158V157H163ZM59 160H60V158H58ZM139 159H141V157L139 158ZM139 159H137V160H139ZM165 159H166V156H165ZM114 160H115V158H114ZM120 160V159H119ZM134 160V159H133ZM149 160V158L147 159V161ZM152 159L150 158V160L149 161H151ZM155 160H156V157H155ZM154 160V161H155ZM158 160V159H157ZM127 161H129L128 163H130V160H127ZM143 161V160H142ZM159 161V160H158ZM160 161L161 162H163L161 159H160ZM57 162H58V160H57ZM115 162V161H114ZM123 162H125V161H123ZM137 161H133L131 164L133 165H135V170L137 169V171L139 172L140 170H139V168H143V166H141V167H139V168H137V166H136V163ZM157 162V161H156ZM166 162V161H165ZM117 163V162H116ZM128 163H124L123 165H126V166H128L127 164ZM138 163V162H137ZM142 163V162H141ZM140 163V164H141ZM57 164V163H56ZM118 164H120V163H118ZM130 164V165H131ZM144 164H145V162H144ZM144 164H142V165H144ZM152 164V163H151ZM154 164V163H153ZM152 164V165H153ZM156 164V163H155ZM155 164H154V166H155ZM163 164V163H162ZM53 165H54V163H53ZM52 165V166H53ZM58 165H59V163H58ZM115 164H113V166H114ZM120 165H122V164H120ZM148 165V164H147ZM55 166V165H54ZM54 166H53V168H54ZM61 166V165H60ZM112 166V165H111ZM112 166V167H113ZM119 166V165H118ZM140 166V165H139ZM153 166V167H154ZM156 166H157V164H156ZM155 166V167H156ZM107 167V166H106ZM131 167V166H130ZM145 167V166H144ZM52 168V169H53ZM57 168V167H56ZM108 168V167H107ZM115 168H117L116 166H115ZM147 168H149V167H145V169H147ZM1 170H2V167L0 168ZM50 169V168H49ZM118 169V168H117ZM152 169V168H151ZM151 169H149V171L151 170ZM5 170V169H4ZM119 170H120V168H119ZM119 170H118V172H119ZM131 170V169H130ZM129 170V171H130ZM133 170V169H132ZM142 170V169H141ZM148 170V169H147ZM153 170H155V169H153ZM55 171V170H54ZM111 171H113V169L111 170ZM114 171H115V169H114ZM121 171V170H120ZM128 171V172H129ZM137 171H135V173L137 172ZM146 171V170H145ZM152 171V170H151ZM52 172V171H51ZM60 172V171H59ZM124 172V171H123ZM123 172H121V173H123ZM126 172V171H125ZM138 172H137V174H138ZM156 172V171H155ZM53 173V172H52ZM55 173V172H54ZM120 173V174H121ZM132 173H134V172H132ZM131 173V174H132ZM152 173H153V171H152ZM119 174V173H118ZM124 174V173H123ZM122 174V175H123ZM127 174H129V173H127ZM126 174V175H127ZM136 174V176H138ZM60 175V174H59ZM61 175H62V170H61ZM125 175V174H124ZM135 175V174H134ZM148 175H149V173H148ZM129 176V175H128ZM150 176V175H149ZM144 177V176H143ZM147 177V176H146ZM135 178V177H134ZM140 178V177H139ZM125 179V178H124ZM132 180H134V179H132ZM135 181V180H134ZM139 182V181H138ZM146 182V181H145ZM137 183V182H136ZM143 184V183H142ZM142 184H141V186H142ZM144 185V184H143ZM146 185V184H145ZM145 185H144V187H145ZM134 187V186H133ZM143 187V186H142ZM135 188V187H134ZM139 190V189H138ZM140 191V190H139ZM240 225V224H239ZM251 227H253V226H251ZM245 228V232H246V230L247 229H251V231L250 232H255V231H257V232H255V233H257V234H260L259 233V231L262 233L263 232V230L261 231V230H259L258 231V229H254V230H252L253 228ZM239 228V227H238ZM238 228H236L237 230H238ZM236 230V233L238 232ZM241 230V229H240ZM239 230V231H240ZM248 231V230H247ZM235 232V230L233 231V233ZM244 232V233H245ZM253 232H252V234H253ZM240 233V232H239ZM242 233V234H241ZM241 237H240V235L238 236V239H240V238H242V235H243V231H241ZM235 234V233H234ZM246 234H248V232H246ZM246 234H244L243 236H245ZM251 234V233H250ZM263 234V233H262ZM236 236H234V237H236V239H237V235L238 234H235ZM248 236H251V235H248ZM254 236V235H253ZM256 236V235H255ZM262 236V235H261ZM261 236H259L258 235V237L257 238H259L260 240L262 239V237ZM240 237V238H239ZM261 237V238H260ZM264 237V236H263ZM246 238V237H245ZM249 238V237H248ZM147 239H149V238H147ZM244 239V238H243ZM251 239H256V237L255 238H253L252 236H251ZM259 240V241H260ZM149 241H150V243H151V245H150V243H149ZM152 238L151 239H149L148 241H146L145 243H146V249H158V250H160V251H163V250H166V251H168V252H171V253H173V250H170V249H168V248H164L163 246H160V245H158V244H153L152 242ZM262 242V241H261ZM149 244V245H148ZM260 244V246L262 247L263 245H261V244H264V242L263 243H259ZM259 244H257L256 245V247H254L253 248V250H255V248H256V250H259V256H260V259L258 258L257 259V262H259V263H261V264H264V262H262L263 260H264V258H263V256H264V253H263V249L259 246ZM257 246H259V248L257 247ZM264 247V246H263ZM258 248V249H257ZM260 249H262V251L260 250ZM255 250V251H256ZM258 252V251H257ZM260 252H262L263 254H261ZM263 255V256H262ZM262 257V258H261ZM259 260V261H258ZM258 263V264H259ZM206 264H222L221 262H211V263H206Z\"/></svg>",
    "mask_w": 264,
    "mask_h": 264
}]
</instances>
